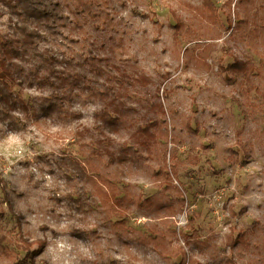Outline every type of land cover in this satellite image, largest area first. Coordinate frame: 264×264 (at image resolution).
Wrapping results in <instances>:
<instances>
[{"label":"rangeland","instance_id":"1","mask_svg":"<svg viewBox=\"0 0 264 264\" xmlns=\"http://www.w3.org/2000/svg\"><path fill=\"white\" fill-rule=\"evenodd\" d=\"M12 1L0 264H264V0H57L30 58Z\"/></svg>","mask_w":264,"mask_h":264},{"label":"trees","instance_id":"2","mask_svg":"<svg viewBox=\"0 0 264 264\" xmlns=\"http://www.w3.org/2000/svg\"><path fill=\"white\" fill-rule=\"evenodd\" d=\"M13 11L18 15L20 19L17 27V32L20 34V38L16 41L6 40L2 47L13 51L21 58H30L38 54L37 42L42 30L46 28H56L61 26L63 22L62 11L60 3L57 0H13L10 2ZM201 6L203 13L207 14L209 19L215 18V6L211 0H201ZM230 7V6H229ZM231 11V10H230ZM235 12H228L226 15L229 21V26L232 24V18ZM8 45V46H7ZM1 66V60H0ZM243 67L240 60H236L232 64H229L226 69L241 70ZM8 83L0 76V107L3 114L9 118L11 115L9 106L13 103L10 93L8 91ZM187 126H190L187 124ZM165 134L167 135V125L164 127ZM241 147L245 148V145L241 142ZM175 171L170 167V176H174ZM99 182L94 186V192L100 196L103 200L109 201L115 198L114 189L115 185H112L111 181L102 174H97ZM240 241H243V235H239ZM45 243L42 239L29 240L25 236L20 237L18 247L25 250V260L30 258L31 263L34 261L36 255H38ZM36 245V248H32ZM181 252H183L182 246H180ZM224 264H236L233 260L227 259Z\"/></svg>","mask_w":264,"mask_h":264}]
</instances>
